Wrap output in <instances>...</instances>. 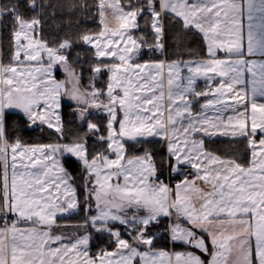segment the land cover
<instances>
[{"label": "snow or ice", "instance_id": "1", "mask_svg": "<svg viewBox=\"0 0 264 264\" xmlns=\"http://www.w3.org/2000/svg\"><path fill=\"white\" fill-rule=\"evenodd\" d=\"M93 16L99 30L82 24ZM49 20L63 36L43 35ZM4 28L0 264H264V0H2ZM62 99L85 131L66 135ZM13 110L57 139L10 136ZM217 137L243 138L250 160Z\"/></svg>", "mask_w": 264, "mask_h": 264}, {"label": "trees", "instance_id": "2", "mask_svg": "<svg viewBox=\"0 0 264 264\" xmlns=\"http://www.w3.org/2000/svg\"><path fill=\"white\" fill-rule=\"evenodd\" d=\"M2 2V0H0ZM55 2V0H53ZM90 4H94L95 0H88ZM123 3L124 0H121ZM91 11H95L93 8ZM84 27L89 29L99 30L101 25L99 24V18L97 16H93L88 19L86 22L82 21ZM64 30H58L53 25L51 20L44 26L43 35L48 38L63 36ZM147 34V33H145ZM0 37H1V51H2V60L5 64H7L10 60L11 51H10V36L8 34V30L6 28L0 29ZM193 47L197 49H202L204 47L201 39L199 37L194 41ZM76 53H80L82 59H80L79 64L82 66L79 71L82 73L81 75V84L87 89L89 85V77L92 75L89 65L94 63V59L92 57V49L89 46H85L84 44H78L73 47L70 54V59L75 60ZM149 56L154 58H159V53L157 52H148L146 49L144 50L143 59H148ZM108 79V74L104 73L99 76L97 81L95 82L96 87H104L106 81ZM73 105L63 102L62 103V115L65 121L66 128L71 129L70 132H66V135H71L76 132H83L86 130V127H82L81 123L76 119L74 115H72ZM94 121H103L105 119V114H96L91 117ZM8 124H9V135L12 134V129H16L17 134L23 141L27 143H50L54 142L57 137L54 131H49L46 127L44 131L41 132L39 127H31L29 128L24 116L18 111H11L7 116ZM73 121V123L68 124V121ZM94 141L90 140L89 143H93ZM210 147L217 149L221 154L231 153L240 156L244 162H248L251 158L250 149L246 146V141L243 138L240 139H232V138H213V142ZM68 165L70 167V171L73 176L77 179V184L80 182L81 175V167L74 160L69 161ZM82 189H78L79 192ZM85 215L84 212H74L69 216L68 222L75 223L81 221V218ZM65 231H72V229H66ZM107 242L106 236H98L92 245V250L96 251L98 246H102ZM163 247H174L175 250L180 251L183 250L181 245H170L166 244L165 240L160 241V245Z\"/></svg>", "mask_w": 264, "mask_h": 264}, {"label": "crops", "instance_id": "3", "mask_svg": "<svg viewBox=\"0 0 264 264\" xmlns=\"http://www.w3.org/2000/svg\"><path fill=\"white\" fill-rule=\"evenodd\" d=\"M253 59H256V60H259V59H261V57H259V56H255V57H252ZM56 77L58 78V79H65V75L62 73V71L61 70H59V69H56ZM199 84H200V87H204V82H203V80H201L200 82H199ZM82 88V87H81ZM82 89H84V88H82ZM258 100H259V98H258ZM63 102H67V103H71V104H74L75 105V103L74 102H71V101H67V100H65V99H62V103ZM201 103H203V98H201V101H200ZM261 102H264V101H261ZM90 111H93V112H96V111H94L93 109L92 110H90ZM217 138H228V137H217ZM170 248H172V247H170ZM189 250H193V249H189ZM206 258V257H205Z\"/></svg>", "mask_w": 264, "mask_h": 264}, {"label": "rangeland", "instance_id": "4", "mask_svg": "<svg viewBox=\"0 0 264 264\" xmlns=\"http://www.w3.org/2000/svg\"><path fill=\"white\" fill-rule=\"evenodd\" d=\"M122 3V2H121ZM0 41H1V37H0ZM0 59H2V51H1V42H0ZM57 69H59V70H61L60 68H59V66L57 67ZM62 71V70H61ZM55 73H56V71H55ZM62 73H63V71H62ZM64 74V73H63ZM55 77H56V74H55ZM57 78V77H56ZM58 79V78H57ZM81 87L82 88H84L83 86H82V84H81ZM85 89V88H84ZM68 101V100H67ZM67 103V102H66ZM75 103V102H74ZM71 104V103H70ZM73 105V108H76V107H78L76 104L74 105V104H72ZM94 110V109H93ZM13 111H18V110H13ZM94 111H96V110H94ZM19 112V111H18ZM32 127H37V126H32Z\"/></svg>", "mask_w": 264, "mask_h": 264}, {"label": "built area", "instance_id": "5", "mask_svg": "<svg viewBox=\"0 0 264 264\" xmlns=\"http://www.w3.org/2000/svg\"><path fill=\"white\" fill-rule=\"evenodd\" d=\"M173 179H174V180H177V179H179V177H173Z\"/></svg>", "mask_w": 264, "mask_h": 264}]
</instances>
